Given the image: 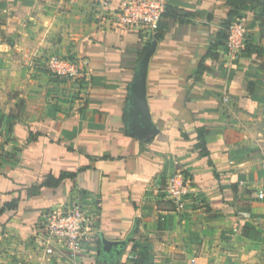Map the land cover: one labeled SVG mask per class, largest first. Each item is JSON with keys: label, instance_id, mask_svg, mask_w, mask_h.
Segmentation results:
<instances>
[{"label": "crops", "instance_id": "obj_1", "mask_svg": "<svg viewBox=\"0 0 264 264\" xmlns=\"http://www.w3.org/2000/svg\"><path fill=\"white\" fill-rule=\"evenodd\" d=\"M122 1L0 0V204L20 198L0 218V264H264V0H166L181 12L147 66L153 138L126 133L129 84L154 38L103 20ZM232 10L250 46L237 54L222 37ZM51 55L81 60L86 76L53 75ZM177 171L182 207L165 192ZM61 172L75 175L39 186ZM74 203L96 246L44 254L46 213ZM100 232L127 238L120 257L100 255Z\"/></svg>", "mask_w": 264, "mask_h": 264}, {"label": "built area", "instance_id": "obj_2", "mask_svg": "<svg viewBox=\"0 0 264 264\" xmlns=\"http://www.w3.org/2000/svg\"><path fill=\"white\" fill-rule=\"evenodd\" d=\"M165 5L166 0H124L115 8L105 7L101 17L103 20L108 19L110 26L154 34ZM245 27L243 19L234 20L228 27L225 42L231 54L244 50ZM84 65L79 59L62 55H51L47 59V69L53 75L67 79L85 77L87 72ZM261 166L264 171V160ZM186 186L184 174L177 171L167 182L166 195L182 207L187 194ZM256 198L264 201V186L256 190ZM41 227L42 232L37 237V244L48 256L65 255L71 259L76 258L85 245L95 247L98 239L92 216L89 215L88 209L79 203L46 213Z\"/></svg>", "mask_w": 264, "mask_h": 264}, {"label": "water", "instance_id": "obj_3", "mask_svg": "<svg viewBox=\"0 0 264 264\" xmlns=\"http://www.w3.org/2000/svg\"><path fill=\"white\" fill-rule=\"evenodd\" d=\"M157 41L152 39L149 47L144 51L138 60L134 77L129 84L128 100L125 105V125L127 134H136L138 136L149 135L153 138L158 129L154 125L150 109L146 99V72L149 59L156 49ZM137 130V131H136ZM100 236V255L105 256L106 253H113L120 257L127 244L125 239H108L103 232Z\"/></svg>", "mask_w": 264, "mask_h": 264}, {"label": "trees", "instance_id": "obj_4", "mask_svg": "<svg viewBox=\"0 0 264 264\" xmlns=\"http://www.w3.org/2000/svg\"><path fill=\"white\" fill-rule=\"evenodd\" d=\"M181 12L178 8H173V6H170L169 4L165 5V10L162 14L161 20L159 22L158 28L156 32L151 36L156 40H160L164 34V30L167 27V23L169 19H173L174 17H178V13ZM237 16V11L232 10L230 13L228 19L223 23L224 29H228L230 24L233 22V20ZM223 38L227 37V34L225 33L222 35ZM220 42H215L212 44V46L219 45ZM245 49H249L250 46L248 45L247 41L244 39ZM211 130L206 128L205 126H199L195 128V138L193 142V149L197 152L198 158H206L209 155V150L206 146V137L210 135ZM75 173L73 172H61L58 176H54L52 174H48L45 178V180L39 185H46V186H57L61 182L65 181L68 178L74 177ZM20 202L19 197L11 198L7 201H4L2 204H0V218L3 216V214L6 211H11L17 209ZM137 246V244L133 245V249ZM141 247H144L141 245Z\"/></svg>", "mask_w": 264, "mask_h": 264}, {"label": "rangeland", "instance_id": "obj_5", "mask_svg": "<svg viewBox=\"0 0 264 264\" xmlns=\"http://www.w3.org/2000/svg\"><path fill=\"white\" fill-rule=\"evenodd\" d=\"M186 182L188 183L187 179H186ZM14 263V262H13ZM11 264V263H10Z\"/></svg>", "mask_w": 264, "mask_h": 264}]
</instances>
